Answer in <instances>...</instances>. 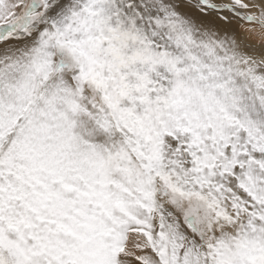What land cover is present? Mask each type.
I'll return each mask as SVG.
<instances>
[{
    "label": "snow or ice",
    "instance_id": "1",
    "mask_svg": "<svg viewBox=\"0 0 264 264\" xmlns=\"http://www.w3.org/2000/svg\"><path fill=\"white\" fill-rule=\"evenodd\" d=\"M0 264H264V0H0Z\"/></svg>",
    "mask_w": 264,
    "mask_h": 264
}]
</instances>
